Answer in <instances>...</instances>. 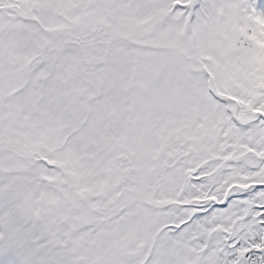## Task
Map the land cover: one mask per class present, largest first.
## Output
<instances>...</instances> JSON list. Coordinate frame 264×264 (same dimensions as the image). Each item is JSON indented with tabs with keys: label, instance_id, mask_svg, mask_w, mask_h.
I'll return each instance as SVG.
<instances>
[{
	"label": "snow or ice",
	"instance_id": "6c2138e0",
	"mask_svg": "<svg viewBox=\"0 0 264 264\" xmlns=\"http://www.w3.org/2000/svg\"><path fill=\"white\" fill-rule=\"evenodd\" d=\"M0 264H264V0H0Z\"/></svg>",
	"mask_w": 264,
	"mask_h": 264
}]
</instances>
